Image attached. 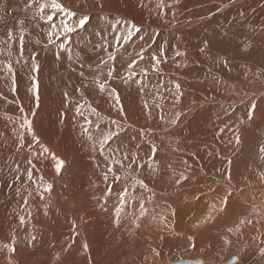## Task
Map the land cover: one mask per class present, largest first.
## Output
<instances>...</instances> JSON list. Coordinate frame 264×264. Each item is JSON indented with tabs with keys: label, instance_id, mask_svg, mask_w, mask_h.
<instances>
[{
	"label": "bare ground",
	"instance_id": "bare-ground-1",
	"mask_svg": "<svg viewBox=\"0 0 264 264\" xmlns=\"http://www.w3.org/2000/svg\"><path fill=\"white\" fill-rule=\"evenodd\" d=\"M57 2L76 13L70 24L82 15L91 24L63 40L64 49L51 45L42 50L49 24L38 16L33 19L37 5L28 7L31 0H0V61L13 63L17 80L12 91L10 74L0 65V264H165L153 262L151 251L160 249L169 234L186 231L208 248L211 264L223 258L231 264L234 257L239 264H264L259 251L264 247V78L259 76L264 72V0ZM44 14L53 15L57 25L64 19L51 7ZM20 20L25 21V59L27 53H38V74L15 63ZM133 22L141 32L124 42L122 33ZM96 24L106 29L103 37L94 32L91 25ZM9 32L14 39L4 43ZM205 41L210 44L207 55L199 51ZM140 51L143 60L137 57ZM177 51L182 55L177 57ZM109 52L116 55L111 63L119 74L112 79L106 78L107 65L96 68ZM151 55L161 58L159 72L153 71ZM133 58L138 75L125 83ZM217 58L228 63L222 65ZM141 68L147 75L139 74ZM97 76L106 83L104 92L95 83ZM213 76L222 82L214 84ZM33 77L39 80V100L31 90ZM175 83L183 95L174 104ZM112 88L120 93L123 112L113 107L108 91ZM250 102L258 110L246 119ZM81 104L85 107L78 114ZM177 112L181 115L173 124ZM26 114L32 131L21 126ZM113 120L121 125L118 134ZM109 131L113 139L101 149L100 140ZM152 146L157 149L155 160ZM125 157L135 158L130 171L151 191L138 185L133 189L131 176L125 179L124 169L114 163L119 160L127 167ZM57 160L64 162L59 173ZM27 171L33 173L31 180ZM182 172L189 179L176 184ZM226 172L233 177L228 189L233 195L221 209ZM45 184H52L50 193L43 192ZM125 188L130 196L117 227L115 209ZM141 198L148 213L137 228L132 220L139 214ZM162 215L171 227L161 222ZM241 219L255 224V231L246 223L240 232L228 233ZM225 234L233 243L221 252ZM180 263L195 264H173Z\"/></svg>",
	"mask_w": 264,
	"mask_h": 264
},
{
	"label": "snow or ice",
	"instance_id": "snow-or-ice-1",
	"mask_svg": "<svg viewBox=\"0 0 264 264\" xmlns=\"http://www.w3.org/2000/svg\"><path fill=\"white\" fill-rule=\"evenodd\" d=\"M32 4L37 5V11H35L33 13V19H35L38 16L39 19L45 20L49 24V31L46 34L47 35L46 43L43 44L42 50L48 49L49 46H51V45H54L56 48H59V49H64L65 44L62 42L63 40L68 39V37L71 34L77 33L78 29L79 30H87V28L91 24V21L87 15H82V16L76 17V22L70 24L68 21L71 20L74 16H76V13L67 9L61 3H58L57 0H50V4L44 3V2L38 3L37 0H31V3L28 5V7H31ZM99 6L101 8H103L105 5L100 4ZM160 6L163 7V4H161ZM49 7H51V9H53L54 12L63 13L64 19H61L59 25L52 23L53 15L49 14L46 16L44 14L46 8H49ZM175 15L176 14L173 13V18H175ZM240 15L243 16V13H241ZM19 23L21 25L20 34H19V41H18L19 42V58L15 61V63L20 64L21 67L23 69H26L29 73L35 72L38 74L41 71V65L37 61L38 53H27L28 59H25V33H24V28H23L25 21L20 20ZM91 26L93 27L94 32L98 30L100 32L101 36L103 37V33L106 30L104 27H101L99 24L91 25ZM107 27H108V29H111L113 26L109 25ZM140 32H141V29H140V27L137 26V23H135V22L131 23V25L129 27H126L124 29V32L122 33V37H123L124 42H127L128 40H130L135 33H140ZM225 35L227 36V32H225ZM13 39H14L13 34L11 32H9L7 39L4 41V43H7L8 41L13 40ZM57 41H60V42L57 43ZM119 42H120V40H119V38H117V43H119ZM36 44H40V40H37ZM103 46H104V44H103V42H101V47H103ZM245 46L249 47L250 45H245ZM199 51L201 53H204L205 55H207L208 52L210 51L209 42L205 41L204 46L201 47L199 49ZM8 55H9V57H11L12 52L9 51ZM57 55H59V53H57ZM85 55H86V53H85ZM175 55L177 57H179L182 55V53L177 51L175 53ZM137 57L139 60H143L144 59L143 51L138 52ZM150 58L152 61L155 62L152 66L153 71L159 72L160 64H161L160 56L159 55H151ZM217 59L219 60V62L222 65H226L228 63V61L225 59H220V58H217ZM115 60H116V55L112 52H109L107 59L103 60L101 63H98L96 65V68L101 69L102 65H107L106 78L112 79L114 76V73H116V68L114 67V65L111 62L115 61ZM137 62H138L137 59L133 58L131 60V62L128 63L127 68L125 70L127 72V75L125 77H123V80L125 83H128L129 81H132V80H134L135 77H137L138 73L136 71H134V69L136 68ZM0 65H3L4 68L6 69V71L10 74L11 89H12V91H16L17 80H16V72L13 68V63L11 61H8V62L0 61ZM116 74L119 75L118 73H116ZM139 74L147 75V70L144 68H141L139 71ZM79 75L81 77H84L85 79H87V77H85V73L83 71H81L79 73ZM259 76L261 78H264V72L259 73ZM212 80H213L214 84L222 82L219 79H217L215 76L212 77ZM95 83L98 85L101 92H104L106 90V83L103 80H101L99 78V76H97L95 78ZM31 84H32L31 90L34 93L36 100H39V80H38V78L33 77ZM174 88H175V92L173 93V103L175 104L179 100V97L183 95V93L180 91L181 85L179 83H175ZM108 91H109V95L115 101L113 107H118V110L120 112H123L124 106L121 102L120 93L115 88L109 89ZM65 95H67V94H65ZM81 95H83V93H81ZM29 99L31 100V98H29ZM85 104H87V101L85 102ZM88 106L91 108V105H88ZM84 107H85L84 104L79 105V107H77V109H76L77 113L79 114L81 112V109H83ZM145 107H148V105L145 104ZM257 110H258L257 104L250 102L249 106H248V111L246 112V119H252L253 114H255L257 112ZM20 111L23 113L24 108L21 107ZM91 111L96 112V109L91 108ZM260 113H261V115H264V109H261ZM97 115H99V114L97 113ZM180 115H181V113L177 112L175 119H173L171 121V123L175 124L176 120L179 119ZM161 119H163V117H161ZM241 122L243 123V120ZM111 123L116 125V128H117L116 134H118V130L121 127V125L116 120L111 121ZM89 124H91V121H89ZM21 126L22 127L26 126L29 131H32L33 124H32V121L28 119L27 114L22 117V125ZM226 127H227V125H225V128ZM96 128L100 129L99 123L96 124ZM225 128H221L219 130L221 132H224ZM87 131H88V129H85V132H87ZM113 135L114 134L111 131H109L106 135H103V138L100 140V148L101 149H103L105 144H107L109 141H111L113 139ZM34 138H35V136H34ZM88 139L93 140V136L89 135ZM235 142L237 144L240 143V137L238 135L235 137ZM45 151H47V149H45ZM156 151H157L156 147L152 146V148H151V159L152 160L156 159ZM260 151L262 153H264V148H261ZM125 159L128 160L127 167H125L124 164L119 160L114 161V163L120 164V166L124 169L125 179H127L129 176H131V178L133 180V185H132L133 189H135V186L138 185L142 189H145L147 191H151V189H149V187H148V184L145 183V181L143 179H137L134 175H132V173L130 171L132 165L134 163H136L135 158L125 157ZM28 163L31 165L32 161H28ZM63 163L64 162L62 160H57L56 169H55L57 173H59L61 171V168L63 167ZM228 163L231 164V161H228ZM184 164L186 165L187 161H184ZM138 166L143 168L144 164L140 163ZM149 167H151V164H149ZM109 171L112 172L113 169L110 168ZM32 175H33L32 171H27V177L29 180H31ZM114 177L117 180H119L121 178L120 176L115 175V174H114ZM222 177L225 179V182L227 183L228 188H226L224 190L225 194L221 197V200H220L221 209L229 206L230 197H232V195H233L232 191L228 190L232 187L231 181H232L233 177H232L231 173L226 172V173L222 174ZM16 178L18 179V177H16ZM188 179H189V177L182 172L176 177L174 182L176 184H179L181 181L188 180ZM52 187H53L52 184H45L43 186V192L44 193H50L52 191ZM40 190H41L40 185H37L36 191L39 193ZM16 191H17V194L19 195L20 190L17 189ZM108 191H109V194H111V189H109ZM28 195L31 196L32 193L29 192ZM129 196H130V193H129V190L127 188H125L119 194V206L116 207V209H115V224L117 227H119L121 225V212H122V209L125 207L126 197H129ZM40 198L44 199V196L41 195ZM133 199H135V198H133ZM148 199L151 200L152 197L149 196ZM197 199H199V197H197ZM23 203L26 205L28 203V201L24 200ZM105 203H107V201H105ZM138 207H139V214L137 217H135L132 220V223H134L137 228L140 227V224L138 223L139 219L145 217L148 213V209L146 208L145 202L142 198L140 199ZM211 207H212V209H216V205L214 203L211 205ZM172 215L173 216L176 215L175 210H172ZM208 218H211V217L209 216ZM152 219L155 220V217H153ZM160 220H161V222L165 223L166 227H171V224L169 222H167V218L164 217L163 215L160 217ZM19 223L21 225H23L25 223V217L23 215H21L19 217ZM246 223H251V221H246L244 219H241L239 221V224L237 225V227H235V228L229 227L227 229V231H228V233L240 232L241 231L240 226H243ZM188 239L191 241L192 237H189ZM232 243H233V241L229 238V236L227 234L223 235L221 240H220L221 252L225 251L226 246H231ZM261 243H264V241H261ZM194 246L195 245L193 244V247ZM7 247H8L9 251H15V249L11 245H8ZM84 248L87 249L88 245L85 244ZM259 251H260V255L264 256V247H261L259 249ZM157 255H159V253H157ZM8 264H11V261H8ZM200 264H204V261H201ZM220 264H229V262L227 260L221 259ZM231 264H239V257H234L231 260Z\"/></svg>",
	"mask_w": 264,
	"mask_h": 264
},
{
	"label": "rangeland",
	"instance_id": "rangeland-1",
	"mask_svg": "<svg viewBox=\"0 0 264 264\" xmlns=\"http://www.w3.org/2000/svg\"><path fill=\"white\" fill-rule=\"evenodd\" d=\"M252 224L253 223L248 225V229L255 231V228L252 226L256 225ZM261 235L260 240L264 241V237ZM189 237H192L191 241L188 239ZM163 241L160 249L151 251L153 262L158 259L161 263L164 262L165 264L187 261L200 264L201 261L206 260L208 264H211L210 256L205 253L208 248L198 242V238L195 234H190V232L187 231L181 234H178L177 232L169 234L168 239L165 240L164 238ZM193 244L195 245L194 247ZM157 253H159V255H157ZM189 257H194L195 259H190ZM186 259L189 260L186 261Z\"/></svg>",
	"mask_w": 264,
	"mask_h": 264
},
{
	"label": "water",
	"instance_id": "water-1",
	"mask_svg": "<svg viewBox=\"0 0 264 264\" xmlns=\"http://www.w3.org/2000/svg\"><path fill=\"white\" fill-rule=\"evenodd\" d=\"M180 264H184V263H180Z\"/></svg>",
	"mask_w": 264,
	"mask_h": 264
}]
</instances>
